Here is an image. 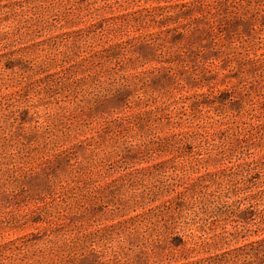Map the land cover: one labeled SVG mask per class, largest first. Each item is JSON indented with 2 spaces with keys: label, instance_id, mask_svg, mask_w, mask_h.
Returning <instances> with one entry per match:
<instances>
[{
  "label": "rangeland",
  "instance_id": "1",
  "mask_svg": "<svg viewBox=\"0 0 264 264\" xmlns=\"http://www.w3.org/2000/svg\"><path fill=\"white\" fill-rule=\"evenodd\" d=\"M0 264H264V0H0Z\"/></svg>",
  "mask_w": 264,
  "mask_h": 264
}]
</instances>
